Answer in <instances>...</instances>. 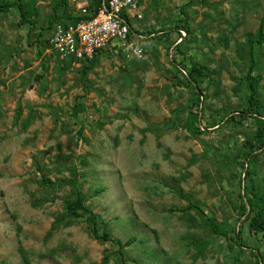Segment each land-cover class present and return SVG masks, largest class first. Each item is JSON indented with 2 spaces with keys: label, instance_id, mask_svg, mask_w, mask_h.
I'll return each mask as SVG.
<instances>
[{
  "label": "rangeland",
  "instance_id": "obj_1",
  "mask_svg": "<svg viewBox=\"0 0 264 264\" xmlns=\"http://www.w3.org/2000/svg\"><path fill=\"white\" fill-rule=\"evenodd\" d=\"M89 1L24 0L32 39L15 8L0 12V264H264L256 210L240 212L253 185L264 193V152L245 158L259 123L225 119L251 112L264 0H138L143 57L111 53L84 72L36 36ZM254 56L264 115V43ZM77 192L86 209L71 216ZM95 224L132 245L121 256Z\"/></svg>",
  "mask_w": 264,
  "mask_h": 264
},
{
  "label": "trees",
  "instance_id": "obj_2",
  "mask_svg": "<svg viewBox=\"0 0 264 264\" xmlns=\"http://www.w3.org/2000/svg\"><path fill=\"white\" fill-rule=\"evenodd\" d=\"M104 0H90L88 3V7L90 9H94L95 11L100 9L103 6ZM11 8H15L19 14H20V21H24L25 24H28L29 26V31H28V38L32 39L33 33L32 30L35 27V21L32 20V17L34 16V10L27 8L26 3L24 0H3L0 6V12H3V10L9 11ZM28 9V10H27ZM34 19V18H33ZM82 19H85V17H81L79 15H73L70 14L69 12L67 13L66 10L62 11L60 15L55 14L54 18L50 20L47 24V26H44L41 28V30L37 34V43L42 44L44 47H42V53L43 51L47 48L49 49V42L48 38L54 29V26L57 23H61L62 25L68 27L70 25H76L79 23ZM252 50H251V56H252V63L249 67V71L247 74V81L249 88L251 90V101L249 105V110L251 112L245 113V112H235L230 115L226 116L227 121H238V119H244L245 116L250 115L252 116L256 121L259 123L260 131L257 132V139L258 141H261L260 147L257 149L254 146H251V149H247L245 153V158L248 159L250 155L254 154L255 156H258L259 153L264 152V115L261 114L260 112V106L258 105V97H259V88H258V77L254 76V72L256 70V59L254 56V49L256 45H261L264 43V20L262 21V24L260 26L259 30V35L258 38H256L253 42ZM110 55V54H109ZM107 55V56H109ZM59 57V56H58ZM103 56L102 54H97L94 56L92 59L88 60H81L82 62H85L86 64L84 65V72L94 66H96L101 60ZM71 60H76L75 58H71ZM70 60V61H71ZM179 69V68H178ZM187 79L190 83L194 85V88L198 90V94H200V97H203V93L199 89V84L200 82L207 77L205 70L201 67H192L189 72H186ZM224 119V120H225ZM198 131L200 132L201 129L198 128ZM254 149H257L254 150ZM244 166V164H242ZM246 166V165H245ZM248 178V173L245 172V176H243V179ZM242 179V181H243ZM252 182V181H251ZM253 185V184H252ZM246 187V184H245ZM253 192L252 193V198H247L244 196V202L240 206V212L243 216L249 217L251 216L252 213L256 210L254 216L251 218V226L253 229L257 230L258 232H263L264 233V193H261L260 189L255 187L253 185ZM243 200V199H242ZM251 208V209H250ZM86 209L85 207V197L80 193L77 192L74 197H73V202L68 205L67 212L68 214L76 215L79 211H84ZM191 209V208H190ZM254 210V211H252ZM94 218V217H92ZM91 218V219H92ZM213 221V224H212ZM211 221V225L213 227V230L217 231V226L215 225V220ZM92 233L95 239L97 240H102L105 241L109 244H112L114 247H116L119 250V253L121 256L123 255V249L127 246L132 245L133 239H130L126 241V243H123L121 240L115 239L111 237L105 230L102 232L100 231L99 227L97 224L92 226ZM221 236H226L224 232H217ZM236 238L233 240L235 241L236 245H242L241 242V233L238 231L236 232ZM242 250V249H241ZM236 261H238V258H236ZM109 262V256L103 258V261L99 264H108ZM123 263V259H122ZM124 264H130L124 259ZM132 264H140L137 261H133ZM258 264H261L258 263Z\"/></svg>",
  "mask_w": 264,
  "mask_h": 264
},
{
  "label": "built area",
  "instance_id": "obj_3",
  "mask_svg": "<svg viewBox=\"0 0 264 264\" xmlns=\"http://www.w3.org/2000/svg\"><path fill=\"white\" fill-rule=\"evenodd\" d=\"M137 7L138 0H104L103 6L95 11L86 3L76 14L85 19L68 27L61 23L54 26L48 38L49 50L61 58L76 60L92 59L97 54L104 57L111 53H121L127 59H141L146 36L133 27ZM136 17L141 19L142 16Z\"/></svg>",
  "mask_w": 264,
  "mask_h": 264
},
{
  "label": "crops",
  "instance_id": "obj_4",
  "mask_svg": "<svg viewBox=\"0 0 264 264\" xmlns=\"http://www.w3.org/2000/svg\"><path fill=\"white\" fill-rule=\"evenodd\" d=\"M138 32H139L141 35L145 36L143 31H142V32L138 31ZM146 37H147V36H146Z\"/></svg>",
  "mask_w": 264,
  "mask_h": 264
},
{
  "label": "clouds",
  "instance_id": "obj_5",
  "mask_svg": "<svg viewBox=\"0 0 264 264\" xmlns=\"http://www.w3.org/2000/svg\"><path fill=\"white\" fill-rule=\"evenodd\" d=\"M110 56V55H109Z\"/></svg>",
  "mask_w": 264,
  "mask_h": 264
}]
</instances>
